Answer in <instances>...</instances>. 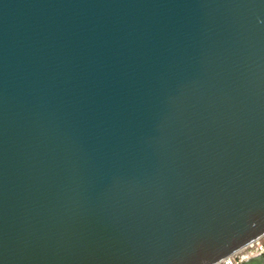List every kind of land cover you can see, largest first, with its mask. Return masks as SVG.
Returning a JSON list of instances; mask_svg holds the SVG:
<instances>
[{
	"label": "water",
	"instance_id": "1",
	"mask_svg": "<svg viewBox=\"0 0 264 264\" xmlns=\"http://www.w3.org/2000/svg\"><path fill=\"white\" fill-rule=\"evenodd\" d=\"M263 234L264 0H0V264H215Z\"/></svg>",
	"mask_w": 264,
	"mask_h": 264
},
{
	"label": "built area",
	"instance_id": "2",
	"mask_svg": "<svg viewBox=\"0 0 264 264\" xmlns=\"http://www.w3.org/2000/svg\"><path fill=\"white\" fill-rule=\"evenodd\" d=\"M256 255L264 258V234L252 240L247 245L222 258L215 264H242Z\"/></svg>",
	"mask_w": 264,
	"mask_h": 264
}]
</instances>
